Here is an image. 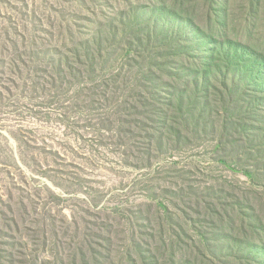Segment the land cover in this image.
I'll return each instance as SVG.
<instances>
[{
	"label": "rangeland",
	"instance_id": "374dc122",
	"mask_svg": "<svg viewBox=\"0 0 264 264\" xmlns=\"http://www.w3.org/2000/svg\"><path fill=\"white\" fill-rule=\"evenodd\" d=\"M0 264H264V0H0Z\"/></svg>",
	"mask_w": 264,
	"mask_h": 264
}]
</instances>
